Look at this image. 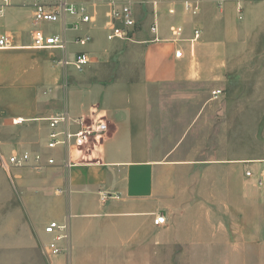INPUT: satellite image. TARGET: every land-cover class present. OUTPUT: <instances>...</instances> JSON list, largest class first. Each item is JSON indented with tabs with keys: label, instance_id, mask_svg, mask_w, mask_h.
Returning a JSON list of instances; mask_svg holds the SVG:
<instances>
[{
	"label": "crops",
	"instance_id": "1",
	"mask_svg": "<svg viewBox=\"0 0 264 264\" xmlns=\"http://www.w3.org/2000/svg\"><path fill=\"white\" fill-rule=\"evenodd\" d=\"M62 1L88 7L91 21L58 24L66 50L35 49V5ZM155 1L144 13L132 5L133 41L108 40V0H12L0 18L12 45L0 50V264H264V140H251L248 109L227 91L264 35V0H201L195 16L182 0ZM80 52L91 60L82 71L63 63ZM62 112L110 126L70 152V169L46 149L48 119ZM26 151L58 163L4 168ZM48 214L67 227L59 256Z\"/></svg>",
	"mask_w": 264,
	"mask_h": 264
},
{
	"label": "built area",
	"instance_id": "2",
	"mask_svg": "<svg viewBox=\"0 0 264 264\" xmlns=\"http://www.w3.org/2000/svg\"><path fill=\"white\" fill-rule=\"evenodd\" d=\"M113 13L114 28L108 35V40L133 41V33L137 29L136 12L129 1L118 3L116 0H108ZM201 0H182V6L186 13L198 15L201 12ZM12 0H0V18L6 14V10L11 6ZM35 25H38L37 30L33 34V47L35 49L49 50H66L67 42L65 38L58 33H49L41 25L63 24L64 29H67L69 24L75 30H79L84 24L91 21V14L88 7L84 5L68 4L62 1L53 6L45 4H37L34 7ZM151 32H158V25L154 23ZM176 35L179 36L182 29L178 28ZM200 32H195V38L199 37ZM91 36L79 37L75 40L81 46H87ZM12 47L8 37L0 34V50ZM183 52L177 51L175 56L182 58ZM66 60V59H65ZM91 60L89 56L83 52L78 53L72 62L66 60L63 63L66 66L74 65L79 71H82ZM221 94V91L214 92L215 96ZM22 120H18L17 124H22ZM74 126L77 129H74ZM48 140L46 149L50 152L62 150L63 166L70 169L73 166L70 160V152L72 150L82 153L85 147L92 144L97 145L106 137L110 126L103 119L87 121L83 117L70 118L67 112L57 113L54 117L48 119ZM5 169L25 168L29 167L36 173H41L49 166L57 165V158L54 156H44L43 153L28 152L23 154H12L6 161L2 160ZM251 176V172L247 173ZM61 193V191H60ZM166 217L163 214L155 216L153 224L156 226L165 225ZM45 233L51 236L48 244V251L51 256H59L63 252V247L59 244L67 237L65 231L67 227L59 225L58 222H50L45 227Z\"/></svg>",
	"mask_w": 264,
	"mask_h": 264
},
{
	"label": "rangeland",
	"instance_id": "3",
	"mask_svg": "<svg viewBox=\"0 0 264 264\" xmlns=\"http://www.w3.org/2000/svg\"><path fill=\"white\" fill-rule=\"evenodd\" d=\"M55 1L57 0H48L49 3H53ZM155 2V0H134V4L132 3V5L136 6L138 10H142L141 12L144 13V8L147 5H151L153 7ZM57 26L58 24H44L41 25V28H44L47 32L53 34ZM256 38L257 39L254 40L253 49L242 53V56H240V59L248 60V63H245L239 68L237 78L230 80V85L227 88V91L231 92V105L235 107H246L248 109V114L244 116V119H246L249 123V126H247L249 128V137L254 142L258 139L264 140V35H260ZM69 58L71 59V57ZM72 68L73 67H70L69 71L72 72ZM259 149L260 145H253L251 147L253 154L258 152ZM25 171L22 170L21 172L25 173ZM13 172L16 174V170ZM33 173L41 174L36 172ZM19 184L20 183L17 181L18 187ZM51 220L52 218L50 217V214H48L45 219V221H47L46 223L51 222ZM50 240L51 239H48V241ZM166 254L167 253H163L164 259L167 258L165 257Z\"/></svg>",
	"mask_w": 264,
	"mask_h": 264
}]
</instances>
